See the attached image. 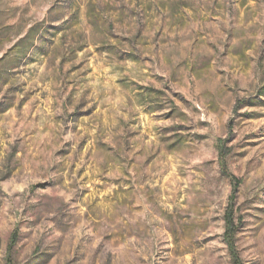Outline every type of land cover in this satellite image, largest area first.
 <instances>
[{
  "label": "rangeland",
  "instance_id": "obj_1",
  "mask_svg": "<svg viewBox=\"0 0 264 264\" xmlns=\"http://www.w3.org/2000/svg\"><path fill=\"white\" fill-rule=\"evenodd\" d=\"M0 264H264V0H0Z\"/></svg>",
  "mask_w": 264,
  "mask_h": 264
},
{
  "label": "trees",
  "instance_id": "obj_2",
  "mask_svg": "<svg viewBox=\"0 0 264 264\" xmlns=\"http://www.w3.org/2000/svg\"><path fill=\"white\" fill-rule=\"evenodd\" d=\"M232 180H234V190L239 183V179H237L234 175H229ZM237 222L235 219L233 208H229L224 214V238L225 242L230 251V255L233 258L234 262H238V252L235 245V235L237 232Z\"/></svg>",
  "mask_w": 264,
  "mask_h": 264
}]
</instances>
